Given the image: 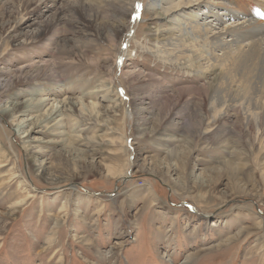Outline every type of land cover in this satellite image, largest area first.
<instances>
[{
    "label": "rangeland",
    "instance_id": "rangeland-1",
    "mask_svg": "<svg viewBox=\"0 0 264 264\" xmlns=\"http://www.w3.org/2000/svg\"><path fill=\"white\" fill-rule=\"evenodd\" d=\"M253 8L262 13L258 0ZM154 9L151 0H0V73L17 71L0 96L21 102L44 87L33 99L47 105L32 116L54 100L95 106L33 130L28 121L22 134L0 112V264H264V122L245 120L240 107L200 133L181 125L185 113L172 121L180 90L191 111L209 107L193 91L204 82L141 45L167 28ZM119 21L126 27L116 30ZM50 65L62 83L42 71ZM41 75L46 82L33 84ZM251 76L257 90L264 59L253 75L239 65L229 77L243 86ZM161 88L133 105L131 92ZM108 97L121 101L113 118L103 114ZM25 131L44 173H32ZM170 136L183 140L173 157Z\"/></svg>",
    "mask_w": 264,
    "mask_h": 264
},
{
    "label": "bare ground",
    "instance_id": "bare-ground-1",
    "mask_svg": "<svg viewBox=\"0 0 264 264\" xmlns=\"http://www.w3.org/2000/svg\"><path fill=\"white\" fill-rule=\"evenodd\" d=\"M45 1L51 2V4L57 3V0ZM151 3L155 5V9L151 13L156 15V19H164L168 25L163 32L157 31L155 36L158 35V38L151 43L152 45H148L146 42L141 45L147 47L148 54L162 65L181 72L189 80L204 82L194 87L193 91L201 95V105L209 107V110L206 111L199 105L191 111L193 103L186 99L187 91L180 90L177 96L173 97L175 104H172L174 105L173 111L170 113L172 121L175 120L179 123L184 118L179 113H175V110L185 113L187 121L184 124L181 122V125L190 126L193 133H200L206 128L209 121L225 118L230 111L240 107L245 120H254L257 122V126L264 122V84L255 90L251 83L252 76L246 77V84L243 86L237 78L229 77L239 65L246 67L248 73L253 75L259 62L264 59V15L258 14L259 10L258 12L254 10L255 0H151ZM258 3L262 6L260 12L264 13V3L261 0H258ZM251 5L252 7H250ZM148 15V10H146L143 21ZM122 27L125 28L126 25L119 21L116 30L122 29ZM51 65L49 68H43L42 71H48L50 79L62 83V74L60 75L58 70ZM26 68L20 69L23 72V69ZM15 70L1 71L0 87L2 91L12 88L13 75L17 73ZM12 72L14 73L12 74ZM132 76L134 75L132 74ZM36 82H46V80L41 75L33 78V84ZM38 87H40L38 90L29 95L30 98L21 102L9 101L7 96V98L0 96L1 114L12 125L15 123L17 128L22 130L21 134L24 133L23 129L26 128L24 124L28 121H34L33 124H29L30 130H33L56 117H62L64 120L67 117H72V114L77 111L81 113L95 108L94 103L88 107V104L82 100L76 102L69 98L64 101L54 100L44 114L32 116L33 113L38 112L40 107L46 106L49 100L33 99V95L38 96L41 92H37L44 89L42 86ZM162 91L161 88L158 92L151 91L149 96L142 97L138 92H131L130 95L134 106L137 101L140 105H145L146 100L153 99L154 95L160 94ZM108 98L109 106L105 107L103 114L113 118L121 106V101L115 97ZM182 103L188 104L189 107L184 108ZM142 110H139L140 114H133V119L141 115ZM188 113H190L189 116H187ZM21 117L22 119H19ZM56 124H59L58 121L54 125ZM45 131L47 130L42 132ZM28 132L22 136V139H24V147L31 162L32 173H44V161L34 163V154L37 150L30 142L25 141V138H29ZM169 139L167 151L169 156L173 157L183 140L172 136ZM67 140L71 143H79L83 141V137L80 134L77 136L70 134ZM45 143L48 144L49 141ZM86 144L87 146L92 145L90 142H86ZM3 160L5 161V159ZM8 161L6 160L5 163ZM127 172L128 165L122 166L118 173L119 177L126 175ZM30 197L31 193H28L27 198Z\"/></svg>",
    "mask_w": 264,
    "mask_h": 264
},
{
    "label": "snow or ice",
    "instance_id": "snow-or-ice-1",
    "mask_svg": "<svg viewBox=\"0 0 264 264\" xmlns=\"http://www.w3.org/2000/svg\"><path fill=\"white\" fill-rule=\"evenodd\" d=\"M138 7H139V6H138ZM258 14L264 15V13H259V12H258Z\"/></svg>",
    "mask_w": 264,
    "mask_h": 264
}]
</instances>
